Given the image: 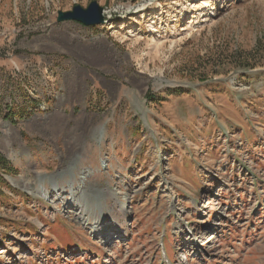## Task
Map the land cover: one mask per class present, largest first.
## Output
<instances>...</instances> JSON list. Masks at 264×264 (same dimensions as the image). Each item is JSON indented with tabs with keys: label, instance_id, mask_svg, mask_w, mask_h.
I'll use <instances>...</instances> for the list:
<instances>
[{
	"label": "rangeland",
	"instance_id": "rangeland-1",
	"mask_svg": "<svg viewBox=\"0 0 264 264\" xmlns=\"http://www.w3.org/2000/svg\"><path fill=\"white\" fill-rule=\"evenodd\" d=\"M259 40L264 0H0V264H264V66L216 65Z\"/></svg>",
	"mask_w": 264,
	"mask_h": 264
},
{
	"label": "trees",
	"instance_id": "trees-1",
	"mask_svg": "<svg viewBox=\"0 0 264 264\" xmlns=\"http://www.w3.org/2000/svg\"><path fill=\"white\" fill-rule=\"evenodd\" d=\"M260 45L261 40H259L252 49H238L229 55L226 53L224 58L222 57V59L217 60V68L219 71H222L226 70L228 66L234 65L237 72H239L249 71L259 66H264V50L260 48ZM0 169H3L5 172L12 170L11 163L2 154H0ZM0 181L6 184L4 178L0 177Z\"/></svg>",
	"mask_w": 264,
	"mask_h": 264
},
{
	"label": "water",
	"instance_id": "water-1",
	"mask_svg": "<svg viewBox=\"0 0 264 264\" xmlns=\"http://www.w3.org/2000/svg\"><path fill=\"white\" fill-rule=\"evenodd\" d=\"M104 9L97 1H92L87 8L80 5L73 7L71 11L59 12L58 21H76L85 26H94L106 21Z\"/></svg>",
	"mask_w": 264,
	"mask_h": 264
},
{
	"label": "bare ground",
	"instance_id": "bare-ground-1",
	"mask_svg": "<svg viewBox=\"0 0 264 264\" xmlns=\"http://www.w3.org/2000/svg\"><path fill=\"white\" fill-rule=\"evenodd\" d=\"M71 184V183H70ZM68 191H70V192H68ZM101 191H103V193H102V195H104V194H108L107 192H108V190H106V189H103V190H101ZM106 192V193H105ZM67 193H70V195H69V197L67 198V199H65L66 200V202L64 203V205H67L68 207L67 208H73V207H75L76 205H75V201H76V197L79 195V194H87V193H89V189H88V187L84 184H82V186H79V187H77V188H68V189H66V190H62V189H59L58 188V196L60 195V196H64V194H67ZM107 196V195H106ZM63 199V198H62ZM126 206V204L124 205V207ZM102 207V206H101ZM127 208H128V206H127ZM127 210V209H126ZM128 211V210H127ZM124 217V216H123ZM97 232H98V230H96Z\"/></svg>",
	"mask_w": 264,
	"mask_h": 264
}]
</instances>
